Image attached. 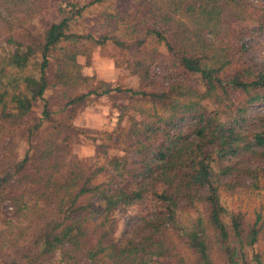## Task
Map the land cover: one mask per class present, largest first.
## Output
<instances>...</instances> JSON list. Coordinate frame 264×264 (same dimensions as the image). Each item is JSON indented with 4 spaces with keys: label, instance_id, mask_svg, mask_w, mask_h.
<instances>
[{
    "label": "trees",
    "instance_id": "trees-1",
    "mask_svg": "<svg viewBox=\"0 0 264 264\" xmlns=\"http://www.w3.org/2000/svg\"><path fill=\"white\" fill-rule=\"evenodd\" d=\"M52 1L0 0V144L4 150L0 160L6 162L0 183L15 175L28 195L21 196L22 191L13 198L25 206L33 198L32 206H39L50 218L39 227L37 252L24 253L29 264H183L168 222L179 232L196 264H215L210 251L214 244L229 264H239V246L234 242L254 243L263 232L264 218L258 214L252 219L242 210H228L219 189L261 186L264 115H251L249 107L264 101V72L254 71L249 79L240 74L230 79L215 75L228 58L221 45L205 36L203 26L211 25L214 32L219 14L242 0H168V4L150 0L151 5H142V21L156 23L155 11L161 4L163 9L171 8L168 18L178 23L169 38L156 27H145V33L154 39L152 50H158L159 43L166 47L160 55L164 59L161 68L170 81L159 90L142 85L102 86L94 76L83 75L78 56L88 58L90 47L97 41L103 43L107 35L73 31L71 21L86 5L104 0H62L65 4L59 0L58 20L42 31L32 28L26 20L45 11ZM137 26L132 25V30ZM145 40L137 35L136 44ZM132 62V70L146 80L152 60ZM174 69L197 73L205 89L193 95L177 94L180 80L173 75ZM49 83L52 100L45 95ZM232 89L241 90L243 97L233 99ZM112 90H123L131 100L121 104V115L132 109L128 125L119 123L106 132V140L98 144L103 161L75 156L69 148L71 136L82 128L72 118L87 95ZM141 101H149L152 107H144ZM207 102L211 107H206ZM158 105L172 118L162 122L158 115L157 125H147L145 118L158 112ZM117 139L134 148L132 152L146 156V172L142 168L127 177L128 149L117 144ZM19 142L24 144L23 154L10 155L12 160L7 161L5 152ZM108 148L118 150L112 153ZM180 170L191 178L175 179ZM100 173L106 178L98 179ZM195 198L204 204L203 212L188 224L174 221L173 210L179 201L194 203ZM116 212L125 214L119 235L114 234ZM257 262L264 264L260 259ZM241 264L249 263L243 260Z\"/></svg>",
    "mask_w": 264,
    "mask_h": 264
},
{
    "label": "rangeland",
    "instance_id": "rangeland-1",
    "mask_svg": "<svg viewBox=\"0 0 264 264\" xmlns=\"http://www.w3.org/2000/svg\"><path fill=\"white\" fill-rule=\"evenodd\" d=\"M160 1V0H159ZM157 1V4L159 3ZM168 4V0H162ZM141 1L133 0H104L96 3L88 4L81 13L71 21V29L80 33H91L94 37L106 36L103 43L97 41L96 44L90 47L88 58L86 55H79L81 62V72L83 75L94 76L99 81L100 85H111L112 87H139L145 89L159 90L166 88L170 81L169 74H165L161 66L164 64V59L161 51L166 52V47L159 43L158 50H152L154 39L150 34L145 33V27L153 26L163 32L166 38H169L172 29L176 23L168 18L171 8L163 9L161 4L156 8L157 22L143 20L145 18L143 7L150 4V0L145 3L137 4ZM59 0L51 2L49 7L44 11H39L32 20L27 19V23L36 30H43L47 24L54 20H58ZM62 4H65L61 0ZM147 3V4H146ZM173 7V3L171 4ZM169 9V11H167ZM118 13L117 17L112 14ZM22 17V16H21ZM162 19H161V18ZM150 19V18H149ZM156 19V17L154 18ZM152 20V19H150ZM141 24H147L146 26ZM137 24V28L133 31L132 25ZM210 26H203V32L206 37L214 41L224 48L227 64L215 75L230 79L236 74L250 78L254 71L264 72V0H242L236 6L231 5L219 14L214 26V32ZM137 35L145 36V41L142 44H136ZM89 45L88 41H85ZM156 47V46H155ZM158 48V47H156ZM134 59H145L146 63H150L148 68V77L146 80H141L140 74L132 70ZM175 70V69H174ZM173 75L178 77L179 83L175 91L177 94L191 93L192 95L205 89L203 80L197 73L189 72L186 69H176ZM52 71L48 68L47 77L49 82ZM107 83V84H105ZM123 90H112L109 93L87 95L80 105L81 110L72 118L73 124L82 128L78 135H72V144L69 146L71 152L79 158H87L89 161L101 162L104 159L101 149L98 144L106 140V132L114 129L120 124L127 126L129 123V111H124L121 115V104L129 100L124 96ZM45 95L52 100L54 97L53 87L49 83L46 88ZM231 97L239 100L243 97L241 90H231ZM144 107H152L151 103L142 102ZM206 107H211V103L207 102ZM36 109L39 106L35 105ZM151 111H154L151 108ZM158 112L154 115H145L147 125H157L159 120L165 122L172 117L164 109L158 105ZM249 113L252 115L258 113L264 115V101L254 102L249 107ZM119 115L121 116L119 121ZM159 115V120H158ZM169 115V116H168ZM59 116V115H57ZM179 116V113L174 115ZM222 121V120H220ZM145 127L142 128L144 130ZM227 132L224 134L226 135ZM229 137V136H227ZM122 147L125 145L126 155L129 157V165L125 174L127 177L130 174L138 172L142 169L146 172L147 167L145 162L146 156L143 153L132 152L128 146L120 139L115 140ZM24 144L19 142L13 149H8L5 155L11 161V156L17 157L23 154ZM121 149V148H120ZM117 148H108V151L114 153ZM4 152L1 149L0 154ZM3 155V153L1 154ZM11 155V156H10ZM6 162L0 160V172L2 164ZM1 175V173H0ZM106 175L100 173L98 179H105ZM191 178L184 170H180L175 179ZM130 179V178H127ZM261 186L258 187H239L234 191H225L219 189L220 200L228 210H242L245 217L254 218L258 214L264 218V176L260 175ZM127 182V181H126ZM28 186V184H27ZM23 181H15V175L9 179H1L0 183V264H29L27 256L24 255L29 251L31 255L37 252L41 222L47 218L41 212L39 206H32L33 198L30 205H23L21 200H16L20 192L21 196L28 195V190L24 188ZM31 191H34L30 189ZM168 193L172 194L171 188ZM33 197V196H32ZM30 199V197L28 198ZM173 210V219L182 224H188L199 213L203 212L204 204L194 199V203H182ZM182 203V204H180ZM115 212V211H114ZM118 222L116 232L120 234L124 229V213H115ZM170 238L174 241L183 256V264H196L192 260V253L187 245L175 230L174 225L168 222ZM39 238V240H38ZM234 244L239 246V264L243 260L249 264H259L257 259L264 262V226L263 232L258 239L249 245L241 244L236 240ZM211 255L215 264H229L223 253L219 251L216 244L210 246ZM28 253V252H26ZM52 257V260H55ZM243 259V260H242ZM86 264V263H85Z\"/></svg>",
    "mask_w": 264,
    "mask_h": 264
}]
</instances>
